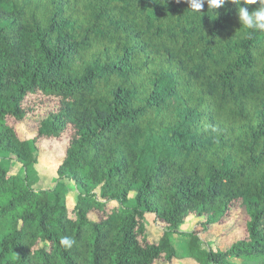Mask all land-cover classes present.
I'll list each match as a JSON object with an SVG mask.
<instances>
[{
  "label": "trees",
  "instance_id": "16d2710c",
  "mask_svg": "<svg viewBox=\"0 0 264 264\" xmlns=\"http://www.w3.org/2000/svg\"><path fill=\"white\" fill-rule=\"evenodd\" d=\"M63 136L56 185L33 188L42 142ZM234 214L224 232L244 236L224 251L205 243ZM184 259L264 264V32L228 0L214 13L185 0H0V264Z\"/></svg>",
  "mask_w": 264,
  "mask_h": 264
},
{
  "label": "rangeland",
  "instance_id": "374dc122",
  "mask_svg": "<svg viewBox=\"0 0 264 264\" xmlns=\"http://www.w3.org/2000/svg\"><path fill=\"white\" fill-rule=\"evenodd\" d=\"M29 130L24 125L18 127L19 136L22 139L32 138V135L28 133ZM68 141L67 136H63L58 140H45L41 145V155L39 161L36 165L32 166L28 172V179L33 188L36 189H49L53 188L57 183V176L55 174V168L58 163L61 161L60 156L66 148ZM60 159V160H59ZM12 171L15 173L24 174V170L18 163L12 164ZM65 195L67 204L69 206L74 205L77 197V192L73 184H68L62 191ZM95 218L94 216H92ZM235 214L232 216L228 222L220 225L214 226L211 228L209 234L202 236L205 243H215L218 248L222 251L227 249L232 243L244 236L243 229H237L231 234H227L224 231H227L228 225L232 219H234ZM146 222L148 225V235L149 238L153 241H158L161 237L162 229L157 222L154 220L153 215H148L146 217ZM196 226L194 220L189 219V221L181 228L182 232H187L192 230ZM181 236H172L171 242L175 245V249L179 256L185 255L184 249V240L180 238ZM232 262L235 264H242L240 260L232 259ZM175 264H196L190 260H176Z\"/></svg>",
  "mask_w": 264,
  "mask_h": 264
},
{
  "label": "clouds",
  "instance_id": "9594fccd",
  "mask_svg": "<svg viewBox=\"0 0 264 264\" xmlns=\"http://www.w3.org/2000/svg\"><path fill=\"white\" fill-rule=\"evenodd\" d=\"M188 5V10L192 13H201V10L207 4L208 10H213L223 7L226 0H185ZM236 7V14L240 25L252 32H264V0H228ZM243 5V6H241ZM256 5L254 9L249 11L247 6ZM75 240L69 236H61L59 244L65 248H71Z\"/></svg>",
  "mask_w": 264,
  "mask_h": 264
}]
</instances>
